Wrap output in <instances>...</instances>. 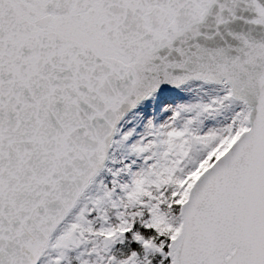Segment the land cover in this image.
Segmentation results:
<instances>
[{
  "label": "snow or ice",
  "instance_id": "1",
  "mask_svg": "<svg viewBox=\"0 0 264 264\" xmlns=\"http://www.w3.org/2000/svg\"><path fill=\"white\" fill-rule=\"evenodd\" d=\"M0 264H264V0H0Z\"/></svg>",
  "mask_w": 264,
  "mask_h": 264
}]
</instances>
